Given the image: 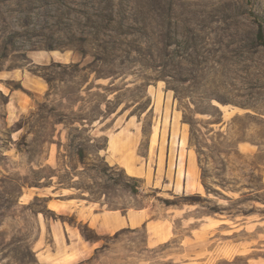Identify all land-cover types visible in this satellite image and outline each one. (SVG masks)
Wrapping results in <instances>:
<instances>
[{
    "label": "rangeland",
    "instance_id": "rangeland-1",
    "mask_svg": "<svg viewBox=\"0 0 264 264\" xmlns=\"http://www.w3.org/2000/svg\"><path fill=\"white\" fill-rule=\"evenodd\" d=\"M37 52L69 61L36 67ZM158 86L183 113L202 194L164 193L103 156L105 134L125 118L150 128ZM220 107L241 115L212 133ZM240 140L260 152L239 153ZM263 171L264 0H0V264H39L36 242L51 244L45 221L76 225L47 197L23 196L54 188L70 193L62 201L226 220L187 245L147 246L144 230L107 237L93 256L101 264H264Z\"/></svg>",
    "mask_w": 264,
    "mask_h": 264
},
{
    "label": "crops",
    "instance_id": "crops-1",
    "mask_svg": "<svg viewBox=\"0 0 264 264\" xmlns=\"http://www.w3.org/2000/svg\"><path fill=\"white\" fill-rule=\"evenodd\" d=\"M69 55L54 52H37L32 57V65L45 66L51 62L66 63ZM27 78H24V83ZM34 85H42L39 80H29ZM218 107V106H217ZM221 122L215 124L211 132L224 131L229 121L241 115L236 109L220 107ZM152 123L143 127L142 121L133 117L125 118L113 131L105 134L107 143L104 158L109 165L119 166L131 178L141 180L145 185L173 196H188L206 192L201 178V165L197 151L190 144V132L176 100L168 91L155 87L153 91ZM123 115L118 116L120 121ZM236 150L244 155L260 152V145L247 140L236 143ZM264 190V171H263ZM46 192L29 191L24 197L29 199L44 196L47 208L60 215H74L76 225L65 221H45L51 236V244L42 237L36 242L34 252L39 264H101L93 259L104 248V240L123 232L136 233L144 230L147 246H159L175 237H180L182 245L196 242L197 236L211 237L213 231L225 225L226 220L204 216L198 210L180 209L154 212L152 208L106 209L100 203H92L84 198L60 200L70 195L64 189L54 188ZM179 219L180 227L176 223ZM78 224L87 225L98 239L91 242L82 234ZM192 225L197 226L193 228ZM196 237V238H195ZM93 259V260H92Z\"/></svg>",
    "mask_w": 264,
    "mask_h": 264
},
{
    "label": "bare ground",
    "instance_id": "bare-ground-1",
    "mask_svg": "<svg viewBox=\"0 0 264 264\" xmlns=\"http://www.w3.org/2000/svg\"><path fill=\"white\" fill-rule=\"evenodd\" d=\"M153 8L155 9V6H154V5H151V4L144 5V9H145L147 12H149V13H152Z\"/></svg>",
    "mask_w": 264,
    "mask_h": 264
},
{
    "label": "trees",
    "instance_id": "trees-1",
    "mask_svg": "<svg viewBox=\"0 0 264 264\" xmlns=\"http://www.w3.org/2000/svg\"><path fill=\"white\" fill-rule=\"evenodd\" d=\"M136 179V178H135ZM205 185V184H204ZM94 235H95V238H92V237H87V236H84L88 241H91V242H93V241H95V240H97L98 239V236L94 233Z\"/></svg>",
    "mask_w": 264,
    "mask_h": 264
}]
</instances>
